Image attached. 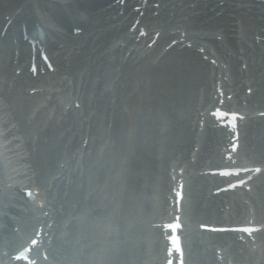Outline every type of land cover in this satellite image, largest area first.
Wrapping results in <instances>:
<instances>
[{"label":"bare ground","instance_id":"6f19581e","mask_svg":"<svg viewBox=\"0 0 264 264\" xmlns=\"http://www.w3.org/2000/svg\"><path fill=\"white\" fill-rule=\"evenodd\" d=\"M58 1L63 5V8L60 7L56 0H35V3H40L46 10H48L47 8L54 10L56 14L64 10L74 18L76 15H82L83 17L82 8H88L93 2V0ZM209 1H206L208 4L204 8L207 16L213 13V11L208 12V7L212 5L211 0ZM204 3L201 4L204 5ZM254 5H256V2H253ZM26 6H34V0H0V23H3L2 18L4 13L10 14L17 8L22 9V7ZM218 8L220 6L217 7V10ZM229 8L231 7L226 8L225 11L229 10ZM189 10H201V7L197 4ZM107 12L102 13L99 11L94 13L95 15L90 19L95 22L93 28L104 26L103 22L97 20V17H101ZM232 13L240 14V11L239 9L233 10ZM243 19L245 18L243 17ZM231 20L234 19L230 17L213 18L210 21L211 25L206 24L204 27L214 29L218 26H223V29L227 30V24L229 25ZM53 23L55 24L54 21L52 25H54ZM259 24L258 21L251 24L247 23V21L246 23L244 22L245 38L253 26L258 29L263 26ZM259 34L261 35L262 32ZM3 49L7 52L6 44L3 45ZM239 55L243 57V54ZM81 62H85L89 66L93 64L90 59L88 61L81 60ZM262 62V69H264V56ZM234 64L237 67V58L234 59ZM93 65L95 66V63ZM141 66L142 64L139 70L132 75L130 89L140 90L139 99L146 106H140L138 113L134 115L135 119L130 118L126 123L127 125L124 126L125 128L129 127L131 132L127 135V138L123 136L122 141L118 142V145L122 148L123 157L118 158L122 161L124 160L125 164L123 168H125V173H127L128 177L126 180L131 181L128 186L129 190L134 188L139 192L140 196H143V192L147 190L153 192L156 196L158 195L160 199L161 188L165 181V171L160 167V163H158L160 154L158 155L156 152L160 149V153L163 155L170 152V148L180 149L182 152L185 151L184 145L189 137L187 128L188 110L196 86L203 82L205 68L201 63L195 61L187 62L182 58L173 56L167 57L161 65L155 67ZM90 68L94 72L93 67L91 66ZM101 73L102 71L98 75ZM94 75L96 73H91L89 77L93 79ZM258 85V89L255 90L252 96L254 101L264 99V76L260 78ZM4 90L0 86V178L5 175L4 173H8L7 177L10 184L9 186H1L0 184V188H2L0 190V200L7 207L10 204L13 205V208H7V212L10 213V217L14 218L17 208L21 205L20 201L23 198L22 193L18 192L14 185L28 186L43 183L47 171L51 169L57 157L59 147L56 133L52 134L49 143H44L43 141L46 135H39L36 143V154L31 155L28 152L29 141L26 142L25 140L31 130H34L36 127L35 123L26 125L24 122L25 111L28 109L31 100L25 99L24 95H18L16 90H11L8 93H5ZM132 102L135 103L136 101L132 100ZM4 104L9 105L8 108ZM97 106L96 104V109ZM13 120L18 125L17 136L15 137L8 126L10 122L13 123ZM53 125L51 126L53 127ZM161 128H163V131H160ZM157 139L160 141V146L156 145ZM258 145H260L258 151L264 152V146L261 143ZM32 174H34V177H31ZM157 208L158 205L156 204L154 209L156 210ZM199 209L200 198L193 196L190 202V212L188 213L190 217L193 216L192 220L208 215L206 209L197 212ZM212 240L215 239L212 238ZM192 245L194 249V243ZM205 257L207 256L205 255Z\"/></svg>","mask_w":264,"mask_h":264},{"label":"rangeland","instance_id":"374dc122","mask_svg":"<svg viewBox=\"0 0 264 264\" xmlns=\"http://www.w3.org/2000/svg\"><path fill=\"white\" fill-rule=\"evenodd\" d=\"M8 126L11 128L12 135H13L14 137L17 136V134H16V132H15V129H14V127H13V124L10 122Z\"/></svg>","mask_w":264,"mask_h":264}]
</instances>
